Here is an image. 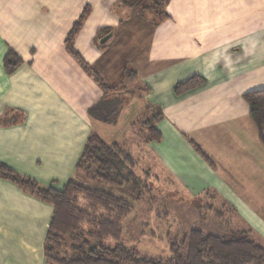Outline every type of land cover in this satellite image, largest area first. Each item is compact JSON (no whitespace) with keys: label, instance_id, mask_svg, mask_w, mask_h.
Instances as JSON below:
<instances>
[{"label":"crops","instance_id":"obj_1","mask_svg":"<svg viewBox=\"0 0 264 264\" xmlns=\"http://www.w3.org/2000/svg\"><path fill=\"white\" fill-rule=\"evenodd\" d=\"M164 9L153 24L120 0H0V164L62 190L94 135L145 151L153 165L129 153L138 176L214 188L235 221L264 223V145L243 98L264 89V0H167ZM10 50L21 63L7 71ZM195 76L200 85L174 92ZM114 98V121L90 115ZM155 109L161 139L147 142L142 122ZM52 214V204L0 177V264H46Z\"/></svg>","mask_w":264,"mask_h":264},{"label":"trees","instance_id":"obj_2","mask_svg":"<svg viewBox=\"0 0 264 264\" xmlns=\"http://www.w3.org/2000/svg\"><path fill=\"white\" fill-rule=\"evenodd\" d=\"M120 1L142 14L153 12V24L168 16L164 9L167 0ZM83 17L82 14L72 26L67 38L68 46L80 28ZM3 62L5 69L11 71L21 60L10 50ZM127 73L128 76L133 74L131 70ZM202 82V78L195 76L176 84L173 89L176 94H180ZM243 98L249 106V117L257 127L258 138L264 145V89L245 93ZM121 104L122 100L117 98L101 100L89 109V113L92 117L112 122ZM161 117L162 112L158 109L151 110L145 116L142 125L146 130L147 142L161 139L155 128V122ZM9 121L15 123L17 119L11 118ZM200 153L209 161L206 155ZM135 163L118 143L107 144L93 135L86 141L77 168L89 175L91 173L93 178L107 186L128 184L135 192L139 185L145 186L133 171ZM0 177L52 204L53 214L44 241L46 264H264V247L252 240L245 229L228 230V234L222 236L192 229L184 238V254L172 245L169 247L172 255L167 260L142 257L120 243V224L132 209L126 198L76 181H69L62 190L43 188L19 176L4 164H0ZM135 198L139 199L138 196ZM79 199H84L85 205H80ZM106 240L116 244L107 245Z\"/></svg>","mask_w":264,"mask_h":264},{"label":"rangeland","instance_id":"obj_3","mask_svg":"<svg viewBox=\"0 0 264 264\" xmlns=\"http://www.w3.org/2000/svg\"><path fill=\"white\" fill-rule=\"evenodd\" d=\"M145 17L152 19L154 14L147 12ZM130 154L139 161L140 166L153 165L145 151L133 149ZM91 175V173L89 175L88 172L80 171V175H74L73 179L90 188L110 191L131 203L130 213L120 224L122 228L120 243L133 249L142 257L167 260L172 255L169 248L172 245L177 246L179 253L184 254V238L192 229L201 230L205 234L222 236L227 235L228 230L240 229L239 226L248 227L254 231L252 236H255L252 239L264 247V223H257L253 217L246 218L248 221L246 224L235 221L232 207L223 206V201L219 198L220 192L214 188L205 187L202 190L192 191L169 184L165 175L159 176L160 180H158L154 179L151 173H143L139 177L145 186L141 184L133 192L128 184L107 186ZM259 193L264 200V191ZM137 196L139 199L135 198ZM79 202L80 205H85L86 201L79 199ZM257 208L264 212V203ZM252 219L255 221L250 222ZM105 243L111 246L116 244L112 240H106Z\"/></svg>","mask_w":264,"mask_h":264},{"label":"water","instance_id":"obj_4","mask_svg":"<svg viewBox=\"0 0 264 264\" xmlns=\"http://www.w3.org/2000/svg\"><path fill=\"white\" fill-rule=\"evenodd\" d=\"M108 36H105V38L103 40H101V42L105 41L107 39Z\"/></svg>","mask_w":264,"mask_h":264}]
</instances>
